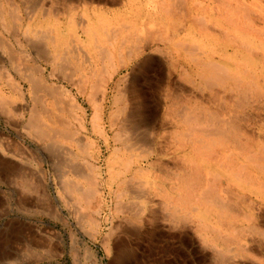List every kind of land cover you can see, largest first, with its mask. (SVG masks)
Wrapping results in <instances>:
<instances>
[{
  "label": "rangeland",
  "instance_id": "rangeland-1",
  "mask_svg": "<svg viewBox=\"0 0 264 264\" xmlns=\"http://www.w3.org/2000/svg\"><path fill=\"white\" fill-rule=\"evenodd\" d=\"M0 1L4 3L3 5L6 9L10 10V8L14 7L18 10L16 22H11L8 19V22H11L14 28L11 30L0 28V43L3 41L12 46L15 52L13 57L14 62L10 63L8 61L9 56L4 53L1 47L0 59L4 60L5 68L3 70H7L21 84L23 90V95L11 91L6 85V78L2 77L0 78V90L4 93L5 97L11 100L12 104L14 103V107L22 109L31 106L32 95L29 88L30 83L21 76L22 74L16 68L23 70L28 67L30 68L31 65L37 66L44 70L43 73L46 79H48L47 81H50L49 73L52 71L53 66L46 64L43 60H33V51L28 45L33 44L37 46V43L39 44L38 41L42 38L35 37L32 34L33 32L36 31L39 34L47 35L50 30H53V33H55V29L62 28L61 30H65L66 35L68 37L70 36L69 38H75L76 41L74 43L76 45L78 44L76 49L80 50V52H75L76 54L73 53V56L66 55L62 58L63 60L61 61L63 62L60 61L57 66L63 70L59 73V76L62 78L63 76H70L71 82L69 79L66 80L71 84L73 83L74 89L71 87L72 93L81 106V111H78V116L84 118L83 112H86L88 116L85 130H80L76 137L78 144L61 139L64 142H61L64 147L60 144H57L55 147L50 142H38L32 138L30 133H27L29 132L27 129L29 113L27 111L19 113L17 111L16 114L11 111L9 114L0 109V264H222L217 256L220 252L224 254L223 260L225 262L227 260L230 264L231 262L232 264H258V262H263L264 264V239L253 236L248 229L251 223L244 219V217H254L264 223V193L261 190L258 191L255 189L257 192L253 193L248 189L244 190L243 188L245 186L241 188L232 181L229 182L225 176L222 178L223 182L221 181L220 190L222 189L224 192L229 193L228 195L226 193L224 196L222 195V199L225 202L227 201L233 204L234 213L239 218L234 219V222H231L230 226L224 220L221 225H218L216 221V219L218 220V211L214 209L211 211L209 209L206 212L208 214L207 216L212 219L213 226L218 228V231L220 230L224 235L234 232L235 228L241 231V233L238 231L236 233L237 235L235 234L237 241L228 246H224L218 242L215 244L206 243L200 238L198 222L199 218L202 216L205 217V214L202 215L205 213V207L203 205L199 206L198 203L191 206L181 205L176 211L173 204H171H177L175 196L178 192L179 184L175 179V174L184 169L185 160L197 162L203 170L211 171L219 169V164L215 165L216 160L214 158L209 159L208 163L211 166H208L206 164L207 162H203L199 157H194L192 153H189L190 151L184 150L177 143L175 138L176 134L183 131L184 127L178 125L179 121H177L178 119L174 115L176 113L169 110L170 103L166 102V94L168 93L166 91L169 90L172 84L186 87L189 90L192 88L181 77L182 68H185L191 75H196L199 72L196 66L189 67L183 64L181 61L182 56H180L183 54L179 53L174 45L172 47L160 39V42L156 43V46H160L164 55L160 54L155 56L147 52L137 58L128 68L119 71L114 79L116 82L125 76L131 78L137 72L140 76L138 88L141 85L143 86L141 99L144 101L147 99L154 100L158 103L159 109L157 115L160 119V128L158 129L160 165L162 163L168 166V168L162 165V167L149 166L141 179L135 177L136 166L127 167L129 170L123 167L122 162L127 160L128 156H124L120 165L121 167L117 166V164L119 165V160L114 161L115 158L111 159L113 147H120V143L116 142L114 138L116 128L110 129L106 123L108 147L103 137L93 130L89 121L93 113L92 106L86 100L87 96L81 95L78 92L77 87L83 83L81 81L82 76H89L92 69H102L107 66L98 57L97 53H95L94 50L98 49L95 47L96 44L112 53L116 52L115 50L117 48H119V51L121 49L122 53L129 50L126 44H128V35L129 30L132 28V22L128 14L129 8L125 5L127 4V0ZM143 1L148 6H153L158 3V0H152L153 2L150 0ZM196 1L203 2L204 0ZM223 1L230 6L235 5L233 0H230V2H228L229 0ZM259 5L260 9L258 8ZM259 5L249 8L255 23V29L264 30V1ZM221 11L223 10L221 9ZM203 15L209 16V13L205 12ZM162 21L166 22L164 19ZM127 23L130 29L123 27V24ZM161 24L164 23L161 22ZM86 27H88V30L91 28V31L89 30L90 33L84 30ZM111 27L119 28L120 32L116 34V37L109 39L108 34L111 33ZM233 33L235 34L236 32L233 31ZM158 34L159 32H155L154 36ZM209 35V37L202 35L204 38L199 39L203 43L202 45L194 44V48H199L198 53L200 52V57L206 60V62L213 61L216 64L225 66L223 52H228L227 59L229 58L228 63L230 66L231 61H235L231 59L241 57V55H243V60H245L248 66L253 62L254 68H251V71L246 72L245 65L241 67V70L245 78L253 79L254 84L261 89L262 98H252L250 103L242 108L243 110L238 109L237 116L239 115L244 118L243 131L251 139L249 148L257 152L264 151V142H262L264 141V31L260 34L259 32H250L249 35L243 36L246 48L228 47L229 44L226 41L227 35L225 32H217ZM40 42L42 43V41ZM72 50L70 49L71 52ZM247 50L251 51V55H247ZM83 51L87 55L92 56L88 57L90 63L84 62L87 58L85 59ZM173 54H176L174 55L175 57ZM152 58L159 59V65L158 63L148 64ZM68 60L74 62H69ZM168 60L174 61L173 63H176L174 65L175 67H170ZM141 66L143 67L141 68ZM159 66H161V69H164L166 76L160 85L158 84ZM71 68L72 70L70 71ZM138 68H140V72ZM188 68L190 69L188 70ZM261 74L262 77H260ZM66 80H60V83L67 85L68 81ZM78 81L79 84H77ZM87 83L90 84L91 81ZM255 88L257 89L256 86ZM216 91L220 98L216 96V98H210L208 92L193 88V93L198 97L199 102L202 96L206 95L205 98H210L212 102L209 105L211 108L215 109L218 108V105L222 106L218 104L222 100V104L226 102L231 110L234 112L237 111V108L234 107L236 96L230 92L231 90L229 91L228 89V92H225L223 89L218 88ZM68 120L72 129L79 130L80 125L77 120L72 117L68 118ZM88 142L93 145V148L87 146ZM261 145L263 148L258 150L257 147H261ZM85 146L87 147L85 148ZM82 148L86 152H83ZM2 151H4L5 155ZM221 151L232 155L233 158H238V160L233 159V162L237 163V165L248 162L245 156H237L233 148L225 151L220 148ZM69 152H72L74 156L76 155L75 157L78 156L73 162L81 171H86L85 163L92 160L88 154L90 152L91 156L93 155L94 157H92L94 161L92 163L98 169L100 168V172L103 171V173L107 174L108 168L120 169L122 173L124 172L122 177L125 180H129L127 183L131 182V185H133L130 188L139 186L142 180L145 179L148 181L150 186L149 190L152 193L160 192V197H158L160 206H154L153 211L147 210L145 213H138L141 208L140 200L137 198H132L131 200L129 194H125L119 200L122 203L121 207L124 209L121 208L122 210L115 211L113 205L115 203L117 204L115 202L117 201V194H113V192H115L117 186L116 183H113L112 193L110 194L109 190H106L102 197L105 199L106 207H108H104L103 209L105 210H101V215L96 213L98 210L96 203L93 206L90 205V208L84 214L73 207V205L71 206L69 204L67 207L62 200L66 195L64 192L61 194V183L59 182L61 174L67 171L66 165L72 164L71 157H67V153ZM185 154L188 155V158L182 160V156ZM254 173L256 174L252 170V174ZM253 178L255 179L256 176ZM259 181L264 182V178L259 179ZM35 182L40 183L37 189L34 187ZM155 186L157 190L154 188ZM29 187L30 189H28ZM164 190L170 193L173 197L170 199L173 202L167 201L164 198L165 196L162 193ZM116 191L118 192V190ZM198 193L199 191H196V194ZM66 199L71 203L68 200L70 198L67 197ZM157 202L159 203L158 200ZM168 204L170 205L168 206ZM129 209L131 212H129ZM57 212L60 214L58 217L56 216L58 214ZM81 214L83 217L85 216L84 218L86 220L84 219V221H97V223H84L83 220V222L80 221L81 217L79 218V215L81 216ZM110 214L112 215L110 216ZM179 217L181 218L178 219ZM176 218L178 220L175 221ZM97 226L99 233L93 238L89 231L97 229ZM211 236L214 237L215 233ZM105 238H108V242ZM243 245L246 248L244 254L238 252V246L242 247ZM87 248H91L94 251V258H85L86 253L84 251H87ZM245 255L247 258H245ZM228 256L234 258H228Z\"/></svg>",
  "mask_w": 264,
  "mask_h": 264
},
{
  "label": "bare ground",
  "instance_id": "bare-ground-1",
  "mask_svg": "<svg viewBox=\"0 0 264 264\" xmlns=\"http://www.w3.org/2000/svg\"><path fill=\"white\" fill-rule=\"evenodd\" d=\"M233 1L235 3L234 6L228 5L223 0H204L203 2H197L196 0H158L157 4L148 6L143 0H127V4L125 5L129 8L128 14L132 22V28H129L128 23L123 24V27L130 29L128 44H126L127 47H129V50L122 53L121 49L119 51V48H117L115 50L116 52L112 53L109 50L102 49L96 44L95 47L98 48L96 49L98 52L96 50L94 51L97 53L98 57L102 59L103 63L105 65L107 64V66L102 69H92L89 76L84 75L81 77L83 83L77 86L78 92L81 95H86V100H88L89 104L92 106L93 113L89 121L93 130L103 137V140H105L108 147V130H106V123L110 129L114 127L116 128L115 133L113 132L114 138L116 142L120 143V147H113L111 159L115 158L114 161L119 160L120 162L117 166H120L124 156H128V159L122 162L123 167L129 170L127 167L136 166L134 173L135 177L142 179L149 166H163L168 168V166H165L162 163V166L160 165V147L158 143L160 119L157 115L159 109L158 103L154 100L147 99L144 101L141 99L143 86L141 85L140 88H138L140 76L137 72L133 74L131 78L125 76L116 82L114 81L115 77L119 71L128 68L137 58L147 52H150L155 56L160 54L164 55L160 46H156V43L160 42V39L166 44L171 46L174 45L178 52L183 54L180 55L182 56L181 61L183 64L189 67L196 66L198 68L199 72L196 75H191V73L185 68H182L181 77L188 83V85L192 86V88L189 90L186 87L172 84L173 87L170 86L169 90L166 91L168 92L166 94V102L170 103L169 110L176 113L174 115H176L178 119L176 120L179 121L178 125L184 127L183 131L176 134L175 138L177 143L180 144L184 150L190 151L189 153H192L194 157H199L203 162H207L206 164L208 166H211V164L208 163L209 159L214 158L216 160L215 165L219 164V169L211 171L203 170L197 162L185 160L184 169L175 174L177 177L174 175L179 184V188L175 196L177 204H171H173L175 210L181 205L191 206L195 203H198L199 206L203 205L205 207V213L202 215L205 214V217L202 216L199 218L198 222L200 238L206 243L215 244L218 242L224 246L236 242V233H238V231L241 233V231L235 228L234 232L224 235L220 230L218 231V228L213 226L212 219L207 216V210H217V224L221 225L224 220L228 222L227 224H229V226L231 222H234V219L236 220L239 218V216L234 213L233 204L231 202H225V200L222 199L225 193L226 195L229 194L222 189L220 190V185L223 182L222 178L224 176L227 177L229 182L232 181L241 188L245 186V188H243L244 190L248 189L254 193L257 192L255 191L256 189L258 191L261 190V192L264 193V182L259 181V179L264 178V151L261 150L263 147L262 145L261 147H257L258 150H261L258 152L249 148L251 139L243 131L244 118L239 115L237 116L238 109L246 107L252 98H262L261 89L254 84L253 79L245 78V75L241 70V67L245 65L246 72L251 71L250 69L254 68L253 62L248 66L245 63V60H243V55H241V57H234L231 59L235 61H231L230 66L228 63L229 58L227 59L228 52H223V60L226 63L225 66L216 64L213 61L206 62V60L200 57V52L198 53L199 48H194L196 44H203L199 41V39L204 38L202 35L209 37V34L217 32L226 33V41L229 44L228 47L246 48L243 36L245 37V35H249L250 32H259L260 34L264 31L262 29H255V23L249 8L251 6H258L264 0ZM228 2H230V0ZM3 4L4 3L0 1V28L11 30L14 28V25L12 26L11 22H14L18 18V10L14 7L8 10ZM259 7L260 5L258 8ZM221 9L223 11H221ZM205 12L209 13V16H204L203 14ZM258 14L260 15V13ZM8 19L11 22H8ZM163 19L166 20V22L162 21ZM161 22L164 24H161ZM61 29H55V33H53V30H50L47 35H42L35 31L32 34L35 37L37 36V38L39 37V39L42 37L40 40L42 43L38 41L39 44L37 43V46L33 44L28 45L33 51V60H43L46 64L53 66L52 71L49 73L50 81H47L48 79H46V76L43 73L44 70L37 66L31 65L33 68L28 67L23 70L16 68V70L22 74L21 76L30 83V85H28L32 95L31 106H26L27 108L22 109L14 107V103L12 104V101L6 98L4 93L0 90V109L9 114L11 111L15 112V114L17 111V113L27 111V113H29V120L27 123V129L29 132L27 133H30L32 138L36 141L42 143L50 142L54 144L55 147L57 144L63 146L61 142H64L61 141V139L69 141L70 143L76 142V144H78L76 137L80 130H85L88 119L86 112H83L84 118L78 116V111H81V106L80 103L78 104L76 97L72 93L71 87H73V83H70V76L62 75L63 78L59 76V73L63 70L57 66L60 61L63 60L62 58L66 55L73 56V53L80 52V50L76 49L78 44L76 45L74 43L76 41L75 38H69L70 36L68 37L66 35L65 30ZM84 30L88 33L89 30L91 31V28L88 30V27H86ZM233 31L236 33L234 34ZM110 32L111 33L108 34L109 39L116 37V34L120 32V29L112 28ZM155 32H159V34L154 36ZM0 47L3 49L4 53L9 56L8 61L13 63L15 52L12 46L7 42L5 43L2 41ZM70 49H73L72 52ZM83 53L85 59L87 58L84 62L90 63V59L88 58L90 55H87L84 51ZM246 53L248 55L251 51L247 50ZM174 55L176 54H173V56ZM168 62L170 63V67H175L174 65L176 63H173L174 61L172 62V60H168ZM150 63H158L159 65L160 61L159 59L152 58L149 60L148 64ZM142 67L143 66H141V68ZM4 68V60L0 59V78H6V85L11 91L23 95L21 84L17 82L7 70H3ZM189 69L190 68H188V70ZM71 70L72 68L70 71ZM138 71L140 72V68H138ZM260 77H262V74ZM66 79H69L70 82ZM60 80L68 81L67 85L60 83ZM88 81H91V83L88 84ZM77 84H79V81ZM193 88L208 92L210 98L215 96L219 97L216 91L218 88H221L224 91L227 89L225 92H228V89L229 91L231 90L230 92L236 96L234 107L237 108V111L234 112L231 110L226 102L222 104V100L218 103L222 106L218 105V108H211L209 105L212 102L210 98H205L206 95L202 96L199 102L197 99L198 97L193 93ZM70 117L77 120L80 125L79 130L72 129L68 120ZM260 140L262 139L260 138ZM87 146L93 148V145L89 142L87 143ZM87 146H85V148ZM220 148L224 151L233 148L236 151L237 156H245L248 162H245L246 164L243 163L237 165V163L233 162V159L238 160V158H233L232 155L227 154L226 152H220ZM82 151L86 152L83 148ZM2 153L4 154V151H2ZM67 154V157H71L72 164H65L67 171L61 174V179L59 178V183H61L60 189L62 190L61 194L64 192L66 195L65 197L70 198L68 200H70L71 203H69L65 197H61L66 206H69V204L71 206L73 205V207L84 214V212H87L88 208H90V205L93 206L94 203H96L98 206L96 213L101 215V210L106 207L105 199L102 197L106 190H109L110 194L112 193L111 190L113 189V183H116V190H118V192L116 190L113 192V194H117V201H115L117 204L115 203L113 205L115 211L124 209L121 207L122 203L119 200H121L125 194H129L131 200L132 198L140 200L141 205H139L141 208L138 213L142 214L147 210L153 211L154 206H160V200L158 199V197H160V192L152 193L151 190H149L150 186L148 181L144 178L139 186L130 188L133 185H131V182L127 183L129 180H125L122 177L124 172L122 173L120 169L108 168L107 174L103 173L102 169V172H100V168L98 169L97 166L92 163L94 162V157L93 155L91 156L90 152L88 154L92 160L87 162L85 160L86 171H81V169L73 162L78 156L75 157L76 155L74 156L72 152ZM182 157V160H184V158H188V155L185 154ZM252 170H254L256 174H252ZM254 176H256L255 179L253 178ZM39 186L40 183L35 182L34 187L37 189ZM154 188L157 190L156 186ZM28 189H30V187ZM196 191H199V193L196 194ZM162 193L167 201H171L173 198L170 193L165 190L162 191ZM169 205L170 204H168V206ZM129 212H131L130 209ZM59 215V213L56 214L57 217ZM111 215L112 214H110V216ZM75 216L78 217L76 214ZM84 217L82 214L81 216L79 215L80 221H84ZM180 218L181 217L178 219ZM212 218H214V216H212ZM178 219L176 218L175 221ZM244 219L251 223L248 228L249 232L253 234V236H258L264 239V223L260 222V220L258 221L254 217H244ZM85 222L97 223V221L89 220L84 221V223ZM89 232L90 235L95 238L97 233H99L98 226L97 229H92ZM214 233L215 236L212 237L211 235ZM105 240L108 242V238H105ZM238 248L239 253H245L246 248L244 245L242 247L238 246ZM238 252L235 251L236 254H238ZM84 253H86L85 258H94V251L91 248H87V251H84ZM223 255V252L217 254L219 261L222 262V264H230L227 260L226 262L223 260ZM229 257L231 256H228V258ZM245 258H247L246 255Z\"/></svg>",
  "mask_w": 264,
  "mask_h": 264
},
{
  "label": "crops",
  "instance_id": "crops-1",
  "mask_svg": "<svg viewBox=\"0 0 264 264\" xmlns=\"http://www.w3.org/2000/svg\"><path fill=\"white\" fill-rule=\"evenodd\" d=\"M165 73H164V69L162 68L161 69V66H159V85H160V83L162 82V81H164L165 80ZM213 261H215V260H213ZM258 264H263V262H258Z\"/></svg>",
  "mask_w": 264,
  "mask_h": 264
}]
</instances>
